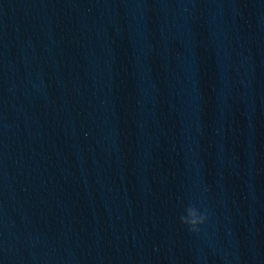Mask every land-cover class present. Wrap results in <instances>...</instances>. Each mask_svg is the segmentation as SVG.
<instances>
[{
  "label": "water",
  "instance_id": "water-1",
  "mask_svg": "<svg viewBox=\"0 0 264 264\" xmlns=\"http://www.w3.org/2000/svg\"><path fill=\"white\" fill-rule=\"evenodd\" d=\"M0 264H264V0H0Z\"/></svg>",
  "mask_w": 264,
  "mask_h": 264
},
{
  "label": "clouds",
  "instance_id": "clouds-1",
  "mask_svg": "<svg viewBox=\"0 0 264 264\" xmlns=\"http://www.w3.org/2000/svg\"><path fill=\"white\" fill-rule=\"evenodd\" d=\"M178 220L190 234L199 236L209 220L208 208L202 200L188 201L182 205Z\"/></svg>",
  "mask_w": 264,
  "mask_h": 264
}]
</instances>
